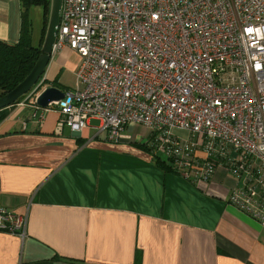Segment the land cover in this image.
Returning a JSON list of instances; mask_svg holds the SVG:
<instances>
[{"label":"built area","instance_id":"obj_1","mask_svg":"<svg viewBox=\"0 0 264 264\" xmlns=\"http://www.w3.org/2000/svg\"><path fill=\"white\" fill-rule=\"evenodd\" d=\"M64 47L81 60L54 103L59 130L97 120L119 143L142 127L186 179L243 180L230 204L264 227V0H63L53 52ZM42 87L18 105L37 106ZM25 223L0 208V231Z\"/></svg>","mask_w":264,"mask_h":264},{"label":"crops","instance_id":"obj_2","mask_svg":"<svg viewBox=\"0 0 264 264\" xmlns=\"http://www.w3.org/2000/svg\"><path fill=\"white\" fill-rule=\"evenodd\" d=\"M21 29L20 0H0V41L17 44ZM80 60L55 52L41 91L75 90ZM6 112L0 208L26 223L24 235L0 231V264H264V227L230 204L225 171L199 184L166 171L137 145L142 127L114 143L97 120L59 130L54 104Z\"/></svg>","mask_w":264,"mask_h":264},{"label":"trees","instance_id":"obj_3","mask_svg":"<svg viewBox=\"0 0 264 264\" xmlns=\"http://www.w3.org/2000/svg\"><path fill=\"white\" fill-rule=\"evenodd\" d=\"M20 4L22 9V29L19 42L17 44H8L0 41V96L13 90L31 72L41 54V47L48 24L51 0H20ZM35 6L43 9V30L38 45L34 44L32 24L29 20V10ZM45 82L44 80L43 84ZM6 116V109L1 110L0 122ZM137 145L145 151L152 152L156 161L165 167L166 171L180 174L175 167L173 158L166 157L163 159L160 153L155 152L147 143H137Z\"/></svg>","mask_w":264,"mask_h":264},{"label":"water","instance_id":"obj_4","mask_svg":"<svg viewBox=\"0 0 264 264\" xmlns=\"http://www.w3.org/2000/svg\"><path fill=\"white\" fill-rule=\"evenodd\" d=\"M63 0H51L48 24L43 39L41 54L27 77L13 90L0 96V111L12 107L20 102L42 79L50 63L57 40L58 28L61 22ZM65 93L60 89L50 86L45 88L37 97L36 104L39 108L46 109L50 105L61 101Z\"/></svg>","mask_w":264,"mask_h":264},{"label":"rangeland","instance_id":"obj_5","mask_svg":"<svg viewBox=\"0 0 264 264\" xmlns=\"http://www.w3.org/2000/svg\"><path fill=\"white\" fill-rule=\"evenodd\" d=\"M29 20L32 24V35L34 44L37 43L38 39L41 37L42 30H43V9L39 6L32 7L29 10ZM46 74V73H45ZM42 82V81H41ZM76 82V78H75ZM183 136H186V133H181ZM161 157H165L164 155L160 154ZM235 182H239V186H243V180L239 181V178H232Z\"/></svg>","mask_w":264,"mask_h":264}]
</instances>
